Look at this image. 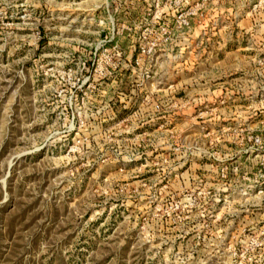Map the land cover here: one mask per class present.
<instances>
[{"label":"rangeland","instance_id":"374dc122","mask_svg":"<svg viewBox=\"0 0 264 264\" xmlns=\"http://www.w3.org/2000/svg\"><path fill=\"white\" fill-rule=\"evenodd\" d=\"M0 264H264V0H0Z\"/></svg>","mask_w":264,"mask_h":264}]
</instances>
